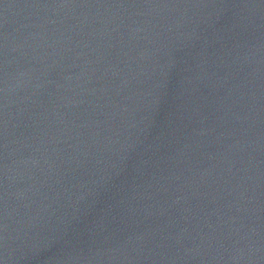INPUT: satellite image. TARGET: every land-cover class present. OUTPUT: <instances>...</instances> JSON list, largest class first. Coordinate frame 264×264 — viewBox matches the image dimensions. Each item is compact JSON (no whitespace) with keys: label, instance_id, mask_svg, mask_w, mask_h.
Here are the masks:
<instances>
[{"label":"water","instance_id":"obj_1","mask_svg":"<svg viewBox=\"0 0 264 264\" xmlns=\"http://www.w3.org/2000/svg\"><path fill=\"white\" fill-rule=\"evenodd\" d=\"M0 264H264V0H0Z\"/></svg>","mask_w":264,"mask_h":264}]
</instances>
